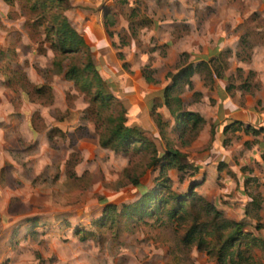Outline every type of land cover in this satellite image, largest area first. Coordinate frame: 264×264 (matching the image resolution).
<instances>
[{"label":"rangeland","instance_id":"374dc122","mask_svg":"<svg viewBox=\"0 0 264 264\" xmlns=\"http://www.w3.org/2000/svg\"><path fill=\"white\" fill-rule=\"evenodd\" d=\"M128 1L119 0L128 7L133 22L146 16L150 2L160 7H171V2L183 12L193 13L198 29L208 18L213 32L226 24L227 29L240 33L236 53L245 62L252 44L264 39V0H130L131 7ZM33 2L9 0L18 4V11L9 17L22 19L19 24L0 25L7 35H13L0 50V264H216V258L206 254L211 249L206 241L213 238L206 231L200 233L205 240L202 250L182 243L194 222L191 217L178 220L155 215L119 231L107 225L98 228L105 204L114 202L120 209L122 203L136 200L155 184L158 169H146L145 156L123 151L117 142H100L103 126L98 129L90 113L98 105L65 76L69 59L63 61L61 72L56 71L46 24L29 11ZM134 29L131 24L130 30ZM25 33L28 41H21ZM230 53L225 49L214 58L217 69ZM12 77L16 81L13 88L8 85ZM21 85L30 89V95L21 92ZM23 112H32L31 122L37 129L33 137L18 117ZM2 118H10L16 125V136L3 125L10 124L8 120L1 123ZM60 124L67 129L63 131ZM165 132L174 141L167 128ZM146 135L150 136L148 131ZM168 172L171 194L189 193L193 176L199 181L194 187L197 195L218 192V183L204 184L206 175L198 171ZM133 177L144 182L138 191L130 184ZM245 192L257 195L250 184ZM191 200L185 206L193 216L196 210ZM173 206L170 201L167 209ZM256 209L250 201L246 216L238 221L264 242V223L257 222ZM222 212L234 220L235 216ZM208 219L203 216L201 220ZM240 249L251 264H264V248L249 247L247 251L241 243Z\"/></svg>","mask_w":264,"mask_h":264},{"label":"crops","instance_id":"0c3cea01","mask_svg":"<svg viewBox=\"0 0 264 264\" xmlns=\"http://www.w3.org/2000/svg\"><path fill=\"white\" fill-rule=\"evenodd\" d=\"M169 4L171 7H160L150 2L149 12L137 22H133L128 7L119 0H70L65 14L90 47L108 91L126 106L128 123L158 138L160 146L164 142L152 116L153 106L167 130L175 124L174 115L162 98L163 89L171 82L167 74L188 64H207L212 74L205 77L203 71H196L190 78L192 87L185 85L177 96L184 110L196 112L204 119L196 139L181 150L198 166V172L206 175L204 184L218 183L216 194H202L208 201L238 221L246 216V205L256 197L260 204L255 217L257 222L264 223V39L254 42L249 60L242 61L236 56L240 33L227 29L226 24L213 32L208 26L211 18L198 29L193 13ZM14 11H18V4L0 0V25L19 24L22 17H9ZM204 25L208 28L203 29ZM12 36L0 28V50ZM26 40L25 33L21 41ZM225 49L231 53L218 67L217 75L212 70L216 65L214 58H219ZM145 68L150 71L151 81L144 77ZM18 117L22 118L25 130L35 136L32 112ZM5 120L10 123V118H2L1 123ZM3 125L16 136L15 124ZM65 126L58 125L63 131ZM247 184L257 195L245 192Z\"/></svg>","mask_w":264,"mask_h":264},{"label":"trees","instance_id":"16d2710c","mask_svg":"<svg viewBox=\"0 0 264 264\" xmlns=\"http://www.w3.org/2000/svg\"><path fill=\"white\" fill-rule=\"evenodd\" d=\"M33 1L29 11L35 13L36 17L46 24V38L49 39L55 52L53 65L56 71L61 72L63 61L69 59L70 63L64 70L65 76L72 79L75 86L90 95L92 101L98 105L90 113L95 119L97 128L99 129L100 125L103 126L99 134L100 142L103 145L117 142L122 146L123 151L131 150L145 156L148 160L146 169H158V175L154 178L155 184L136 200L122 203L120 209L114 202L105 204L102 215L97 221L98 228L107 225L119 231L129 225L133 227L136 223L155 215L165 216L166 219H173L175 216L178 220L191 217L194 222L187 230L182 243L195 244L199 250H202L205 240L200 233L206 231L207 235L213 237L210 241H206L211 246V249L206 250V254L214 256L216 264H251L249 256H244V251L240 249L241 243L247 250L249 247L264 248V242L252 230H247L242 221L228 220L215 204L197 195L194 187L199 184L198 180L192 181L187 194H171L168 191L170 182L168 170L185 172L190 169L192 173L198 171V166L189 161L187 153L181 149L189 146L196 139L204 119L196 112L184 110L177 96L185 85L192 87L190 78L196 71H203L205 77L212 74L207 64L204 62L188 64L176 73L167 74L171 82L163 89L162 98L163 104L174 115L175 124L170 130L174 141L167 138L165 123L161 115L156 112V106H153L152 116L159 129L160 139L164 142V145L160 146L156 142L158 138L147 136L145 129L128 123L126 106L108 91L106 81L95 67L90 47L64 15L65 10L70 7V0ZM236 56L240 58L238 51ZM241 59L245 60L242 57ZM212 70L215 74H220L215 66ZM149 72L147 68L143 70L147 81L152 80ZM20 78L27 80L24 75ZM14 82L16 81H13L12 77L8 80V85L13 88ZM21 89L26 96L30 95V89L24 86ZM26 99L30 100L29 97ZM106 111L109 113L104 117L103 113ZM213 135L214 131L211 130L212 138ZM143 183L140 177L130 178V184L134 186L133 191H136ZM190 199H192L189 202L190 205L196 210L193 216L185 206ZM170 201L174 202V206L167 209ZM197 202H202V205L198 206ZM251 202L258 209L260 201L252 197ZM203 216L209 219L201 220Z\"/></svg>","mask_w":264,"mask_h":264}]
</instances>
